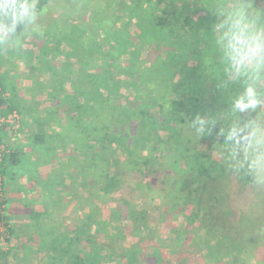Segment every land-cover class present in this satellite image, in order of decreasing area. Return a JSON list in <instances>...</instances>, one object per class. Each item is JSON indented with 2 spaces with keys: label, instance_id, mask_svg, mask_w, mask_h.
Here are the masks:
<instances>
[{
  "label": "trees",
  "instance_id": "16d2710c",
  "mask_svg": "<svg viewBox=\"0 0 264 264\" xmlns=\"http://www.w3.org/2000/svg\"><path fill=\"white\" fill-rule=\"evenodd\" d=\"M49 1L38 0L39 11ZM186 1L189 0L160 3L158 0H113L109 5L106 0L104 4L97 2V34L89 42L84 44L83 39L77 41L61 36L69 43L66 52L77 65L60 63L45 69L49 73L50 98L56 99L58 93L61 96L49 110L52 115L48 118L54 121L52 134L45 138L42 132H37L33 140L56 157L62 145L71 149L69 163H59L60 174L43 182L42 194L47 193V187L50 189L48 197L58 191L56 195L62 200L69 193L81 206L86 204L80 221L71 231L66 230L65 235L58 236L60 234L50 225L38 226L45 234L34 244L40 245L39 251L43 250L48 256L42 264H107L110 260L116 261L113 264H167L155 244L147 247L143 245L144 239H140L147 232L136 225L137 217L146 218L145 210L139 212L140 215L136 212L139 215L136 216L132 207L126 208V214L121 212L123 206L109 207V213L117 215L114 223L103 218L97 224L96 215L101 212L97 201L108 200L128 177L144 175L146 168L155 161L152 155L157 152L170 154L172 163L183 166V171L196 177L205 188L208 180L215 181L235 169L227 170L224 162L213 156L212 150L236 144L228 139L229 129L237 121L244 127L251 116L247 112L234 115L230 111L233 99L243 90L244 80L231 82L226 79L214 25L217 9L230 10L241 0H190L197 14L195 18L186 13ZM243 2L250 5L256 23L264 26V10L257 8L256 0ZM116 8L125 22L118 28H111L107 23L109 10ZM66 27L69 26L63 25L58 31L66 32ZM76 31L77 36L82 37L88 30L83 25ZM59 39L51 40L58 42ZM75 43L79 45L73 46ZM82 45L85 52L79 56ZM144 46L148 47L145 52ZM148 51H154L153 58L150 54L147 56ZM90 55L96 64L94 70L87 68ZM208 81L212 86H207ZM205 94L210 95L207 102ZM12 111L18 110L0 92V113ZM196 114L208 118L204 135L190 126ZM213 118L214 126L211 125ZM219 125L223 128L218 129ZM9 129L8 126L1 128L2 143ZM203 144H210V147L196 149ZM9 154L3 149L4 173L7 165L18 161L14 153ZM238 155L232 149L225 159ZM70 173L74 176L70 175L71 181L65 183ZM3 179L6 185V177ZM75 184L83 186L87 195L75 194ZM122 203L129 205L125 198ZM116 220L133 223L137 230L133 241H124V229L120 224L115 225ZM109 229L116 231L112 237L116 241L111 243L118 246L114 248L101 239L102 236L111 237ZM0 235L7 242L14 237L8 215L1 208ZM118 252L124 255L125 261L117 262ZM2 257L5 260L7 253Z\"/></svg>",
  "mask_w": 264,
  "mask_h": 264
},
{
  "label": "rangeland",
  "instance_id": "374dc122",
  "mask_svg": "<svg viewBox=\"0 0 264 264\" xmlns=\"http://www.w3.org/2000/svg\"><path fill=\"white\" fill-rule=\"evenodd\" d=\"M106 1L108 5L113 3V0ZM158 1L160 3L163 0ZM97 2L104 4L105 0H51L39 11L36 22L37 31L34 33L40 38L39 45L42 51L39 50V60L43 67L48 68L53 64L59 66L60 63H66V66L77 65L73 62L72 55L66 52L69 43L61 36H70L71 39H78L77 41L83 39L84 44L89 42L94 34H97V17L99 14L97 12ZM184 3L186 4L184 6L186 13L195 18L197 14L194 12V5L190 0ZM256 3L258 9L264 10V0H256ZM198 4L201 3L198 2ZM109 14L110 17L107 23L111 28H118L125 22V17L121 16L117 8L109 10ZM119 16H121L120 19ZM79 22H82V24H78ZM63 25L69 27H66V32L62 31L60 33L61 31L58 30ZM83 25L88 31L82 37L77 36V28H82ZM24 37L29 40L35 39V37L31 38L30 34ZM49 37L54 40L57 37L60 39L56 42ZM47 39L53 43H48ZM135 42L137 43V41ZM75 45L78 46L79 44L75 43L73 46ZM88 46H90V43H88ZM140 46L141 44H139ZM144 47L143 51L145 52L148 47ZM83 49L84 45L79 47V56H82V53L85 52ZM148 54L153 58L154 51H148L147 56ZM90 59L87 61V68L94 70L96 64L91 55ZM71 77L74 79V76ZM207 86H212L211 81L207 82ZM60 96L61 94L58 93L57 98L51 99V102H49L54 104ZM204 97L206 102L207 99H210L209 94H205ZM49 115H52L51 112H48V117ZM257 116V112L251 113V118ZM258 118L264 121V110L260 111ZM19 128L15 131L9 129V131L14 135ZM222 128L219 125L218 129ZM205 144L196 146V149L205 150L210 147V144H207V146ZM3 145L5 150L6 144L3 143ZM228 148L223 146L220 150H217L219 148L213 149V156L224 162L227 170L230 168L235 169L228 171L225 176L219 177L215 181L208 180L206 188L205 185L196 181V177L188 175L186 170L184 172L183 166L172 163L170 154L164 152L161 155L157 152L152 155L155 161L152 162L149 168H146L144 175H138L137 178L131 179L128 177L120 189L112 192L113 194L108 200L97 201L99 209L101 208V212L96 215L97 224L103 218L110 223H114L117 215L114 212L109 213L110 208L123 206L121 212L125 214L126 208L129 207L134 209V211L132 210L134 214L136 212L139 214V212L145 210L146 218L137 217L136 225L143 227L147 232V235L140 239H144L143 245L147 247L155 244L154 246L158 247L164 262L167 264H264V172H257L251 167V161L256 154L255 145L246 147L241 142L240 144L228 146ZM232 149L236 150L239 155L229 156L228 159H225L227 154L232 153ZM58 150L57 158H55L56 154L53 156L52 151L46 152L45 155L48 167H51L53 170L51 172L55 175L60 174L59 163L62 162L66 165L72 158L71 149L68 146L62 145ZM52 157L53 161L51 163L53 164L48 161ZM4 174L1 164V195L4 192V196L0 197V202L2 201L0 208L5 214L7 211L10 214L12 209L14 213L11 214L13 216L7 215L11 225L16 230L14 237L20 235L24 239L16 236L21 241L13 237L12 241L7 242L0 235V264H42V261L44 262L48 256L42 252L43 250L39 251L33 241L28 240L27 234L32 231L36 237L37 225L47 222L52 228L56 229L57 234H60L58 236L65 235L63 229L66 230V223L69 225V231L78 223V215L74 207L80 206V204L75 202V199H72L69 193L67 194L70 196L71 203L69 205H62L66 202V198L63 200L56 198L55 201H58L56 204L45 201L43 204H35L32 194L27 192L24 195L21 192L16 193V198H13L15 205L7 204L8 196L6 185H4ZM67 175L65 179L70 182L69 176H74V174ZM258 177H260L259 180ZM73 190L77 195H87L83 186L75 184ZM80 197L78 196V198ZM123 198L129 201L128 206L122 203ZM9 206L11 207L10 210ZM83 209L84 207L80 206V211L83 212ZM18 210H20L19 213H16ZM191 214L194 216H191ZM139 215L136 214V216ZM9 216H12V218ZM117 224L122 225L124 229V241H133L136 236L134 234L137 233V230H134L133 223L126 220L122 222L116 220L115 225ZM1 227L4 228L3 225ZM40 232L43 233V230L40 229ZM115 233V230L109 229L111 237L108 239L101 237L102 241L108 243V246L112 248L117 245L111 243L116 241L115 238H112L116 235ZM38 240V237L35 238V241ZM82 249L84 248L82 247ZM111 250L117 252L116 249ZM3 253H7L6 262L2 257ZM115 256L117 262L125 261V257L121 252H118ZM115 262V260H110L108 263L113 264Z\"/></svg>",
  "mask_w": 264,
  "mask_h": 264
},
{
  "label": "clouds",
  "instance_id": "9594fccd",
  "mask_svg": "<svg viewBox=\"0 0 264 264\" xmlns=\"http://www.w3.org/2000/svg\"><path fill=\"white\" fill-rule=\"evenodd\" d=\"M250 5L241 0L230 10L217 9L216 45L221 49L228 81L244 80V87L233 99L230 111L235 115L257 112L258 116L242 127L237 121L230 129L228 139L246 147L255 145L251 167L264 172V121L259 113L264 110V26L256 23ZM38 0H0V47L16 46L17 37L37 31ZM208 118L196 114L190 126L200 135L205 134ZM215 119L211 120L214 126ZM245 127L247 131H245ZM260 177H258V180Z\"/></svg>",
  "mask_w": 264,
  "mask_h": 264
},
{
  "label": "crops",
  "instance_id": "0c3cea01",
  "mask_svg": "<svg viewBox=\"0 0 264 264\" xmlns=\"http://www.w3.org/2000/svg\"><path fill=\"white\" fill-rule=\"evenodd\" d=\"M34 32L30 33V35L31 38L35 37V39L29 40L21 35L17 37L20 40L18 45L7 48L0 47V92L4 98L15 105L21 121L20 128L16 134L12 135L11 133L5 132L8 137H4L6 151L10 154L14 153L18 159L14 165H7L5 167L4 176L6 177L7 204L10 205H15L13 198H16V193L19 192L22 195L26 192L31 193L35 204H43L44 201L50 202L51 204L56 198L59 199L58 194L56 197L58 191L53 192L48 197L50 189L47 187L45 188V192L47 193L42 194L43 182H46L49 177L55 174H52L51 171L53 170L51 167H48V163L46 162V151L39 143L33 140L37 132H42L45 138H48L52 134L54 121L48 118V112L57 103H50L51 98L49 94L51 89L47 87L49 81L48 72L45 70V67L42 70L40 69V38ZM48 161L51 163L53 157ZM64 182L69 183V180L65 179ZM64 198L67 200L62 205H69L71 203L70 196L66 195L62 197V200ZM80 206L74 207L78 215V222L81 218L80 214H82ZM82 207L85 209V206ZM10 208L9 206V210ZM19 211L16 213H19ZM11 213H14L12 209ZM11 213L9 214L7 211L8 215H12ZM66 215L68 216V214ZM12 216L9 217L12 218ZM46 225L49 224L47 222L44 224L39 223L37 230H35L37 232L36 237L31 231V233L27 234L28 240L32 237L29 241L34 242L35 238H40L42 234H45L44 231L43 233L40 232V228ZM66 227V230H68V223H66ZM12 228L15 232L16 230L13 226ZM66 230L63 229L65 232ZM134 235H137V233ZM16 236L23 238L20 235ZM35 246H37V243Z\"/></svg>",
  "mask_w": 264,
  "mask_h": 264
},
{
  "label": "built area",
  "instance_id": "2783aa9c",
  "mask_svg": "<svg viewBox=\"0 0 264 264\" xmlns=\"http://www.w3.org/2000/svg\"><path fill=\"white\" fill-rule=\"evenodd\" d=\"M4 126L10 127L12 131H15V129L19 128L20 116L17 113V111H12L6 114L0 113V133H1V128H3ZM3 149H4V145L0 140V167L2 164ZM1 191H2V178L0 176V197L2 196Z\"/></svg>",
  "mask_w": 264,
  "mask_h": 264
}]
</instances>
